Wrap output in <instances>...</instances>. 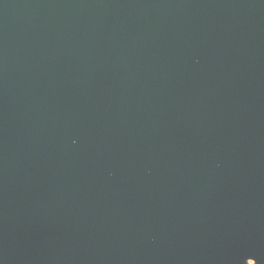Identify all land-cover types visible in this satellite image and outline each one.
<instances>
[{
  "label": "water",
  "instance_id": "1",
  "mask_svg": "<svg viewBox=\"0 0 264 264\" xmlns=\"http://www.w3.org/2000/svg\"><path fill=\"white\" fill-rule=\"evenodd\" d=\"M0 264H264V0H0Z\"/></svg>",
  "mask_w": 264,
  "mask_h": 264
}]
</instances>
